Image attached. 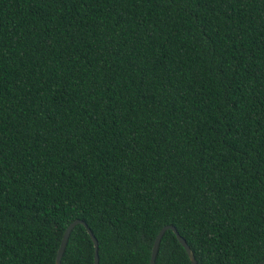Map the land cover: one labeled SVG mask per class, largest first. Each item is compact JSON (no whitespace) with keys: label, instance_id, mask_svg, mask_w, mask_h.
<instances>
[{"label":"trees","instance_id":"16d2710c","mask_svg":"<svg viewBox=\"0 0 264 264\" xmlns=\"http://www.w3.org/2000/svg\"><path fill=\"white\" fill-rule=\"evenodd\" d=\"M264 260V0H0V264ZM61 264H94L83 224ZM154 264H191L167 229Z\"/></svg>","mask_w":264,"mask_h":264},{"label":"water","instance_id":"95a60500","mask_svg":"<svg viewBox=\"0 0 264 264\" xmlns=\"http://www.w3.org/2000/svg\"><path fill=\"white\" fill-rule=\"evenodd\" d=\"M77 224H83L86 227V230L88 232V234L91 237V240L93 241L94 244V264H99V255H98V248H99V244H98V240L95 237V235L93 234L92 230L88 227V225L86 224V222H84L82 219H75L72 222H70L68 224V226L65 228L61 241H60V245L59 248L57 250V254H56V258H55V264H61V258L62 255L64 253L65 247L67 245V241L69 238V235L71 233V231L73 230V228L77 225ZM170 229L174 232V234L176 235L177 239L179 240V242L181 243V245L184 247L191 264H198L194 253L192 252V250L190 249L189 245L187 244L186 240L179 234L178 230L175 228V226L168 224L163 226L157 233L153 245H152V249H151V254H150V260H149V264H154L155 263V259H156V255L158 252V248H159V244L160 241L163 237L164 232ZM259 264H264V260L261 261Z\"/></svg>","mask_w":264,"mask_h":264}]
</instances>
